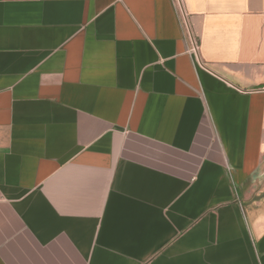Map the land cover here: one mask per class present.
<instances>
[{"label":"crops","instance_id":"crops-1","mask_svg":"<svg viewBox=\"0 0 264 264\" xmlns=\"http://www.w3.org/2000/svg\"><path fill=\"white\" fill-rule=\"evenodd\" d=\"M0 264H264V0H0Z\"/></svg>","mask_w":264,"mask_h":264}]
</instances>
